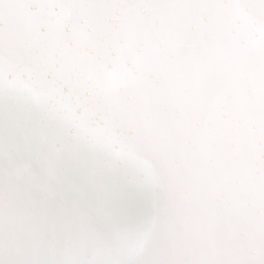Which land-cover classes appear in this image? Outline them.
Segmentation results:
<instances>
[{
    "label": "snow or ice",
    "instance_id": "snow-or-ice-1",
    "mask_svg": "<svg viewBox=\"0 0 264 264\" xmlns=\"http://www.w3.org/2000/svg\"><path fill=\"white\" fill-rule=\"evenodd\" d=\"M0 264H264V0H0Z\"/></svg>",
    "mask_w": 264,
    "mask_h": 264
}]
</instances>
